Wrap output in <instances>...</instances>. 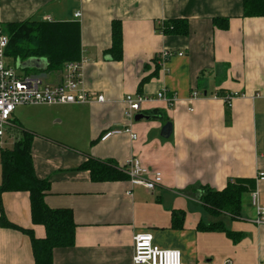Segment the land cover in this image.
I'll return each mask as SVG.
<instances>
[{
	"label": "crops",
	"instance_id": "crops-1",
	"mask_svg": "<svg viewBox=\"0 0 264 264\" xmlns=\"http://www.w3.org/2000/svg\"><path fill=\"white\" fill-rule=\"evenodd\" d=\"M45 18L81 25L82 88L93 99L82 106L18 107L8 130L11 148L20 134L16 126L36 135L35 174L51 184L46 203L73 213L75 245L56 249L53 264H133L138 234L181 251L185 264H264V224L251 206V192L232 216L211 214L201 194L189 190L224 191L229 179H254L264 207V18H245L243 0H0V29ZM176 19L188 22V36L156 31ZM114 21L122 23L120 61L109 54ZM163 50L183 56L163 69L156 62ZM62 76L40 78L54 85ZM162 90L177 96L176 105L158 100ZM235 93L241 97L230 110L214 99ZM128 95L149 99L141 114L151 119L133 121L136 141L127 134L104 140L127 124ZM167 124L173 132L165 139ZM132 157L162 174L153 192L131 184L126 165ZM90 159L113 163L128 180L93 181L81 169ZM1 204L10 223L46 238V228L32 221L28 193H3ZM0 264H35L30 237L0 226Z\"/></svg>",
	"mask_w": 264,
	"mask_h": 264
},
{
	"label": "trees",
	"instance_id": "trees-1",
	"mask_svg": "<svg viewBox=\"0 0 264 264\" xmlns=\"http://www.w3.org/2000/svg\"><path fill=\"white\" fill-rule=\"evenodd\" d=\"M243 9L245 18H264V0H243ZM222 23L228 28V20H223ZM6 28L10 40L7 50L9 57L21 62L31 59L46 61V66L41 70H25L29 75L41 77L61 72L66 64L81 58L82 30L78 22L49 23L28 20L10 23ZM156 31L165 36L186 37L189 34V24L183 19L170 20L160 23ZM109 54L116 61L123 58L120 21L112 23V48ZM17 128L20 134L13 147L2 148L0 153L2 166L0 226L21 231L30 237L35 264H53L56 249L72 248L75 245L77 226L72 211L53 210L47 205L46 197L51 191V184L48 180L36 176L31 153L36 135L23 130L20 126H16ZM81 169L89 171L95 182L128 180L125 172L111 162L90 159ZM256 186L257 181L254 179L236 178L229 179L224 191H215L203 186H194L189 190L201 194L200 198L211 214L226 213L237 216L243 195L255 191ZM7 192H25L30 195L32 221L35 225L46 228V238L37 239L31 230L22 229L7 220L1 204V196Z\"/></svg>",
	"mask_w": 264,
	"mask_h": 264
},
{
	"label": "built area",
	"instance_id": "built-area-1",
	"mask_svg": "<svg viewBox=\"0 0 264 264\" xmlns=\"http://www.w3.org/2000/svg\"><path fill=\"white\" fill-rule=\"evenodd\" d=\"M81 14L75 15L79 19ZM46 22H53L45 18ZM9 37L0 32V145L8 133L14 128L13 114L18 107L24 106H52V105H88L93 99L82 88L83 69L86 64L84 55L80 60L68 63L63 68L61 82L50 85L37 76L17 74L12 65L6 63ZM183 54H175L170 50H163L156 56V62L163 69L167 62L175 57H182ZM197 92L193 94L195 98ZM241 96L235 94L215 95L214 99H221L228 109L233 108L234 100ZM158 100L166 102L170 107L177 103V96L168 95L166 90L157 94ZM149 99L140 95H128L126 98L125 120L127 124L121 128L109 132L104 140L114 135L127 134L134 141L138 139L132 128L136 115L143 112V104ZM98 102H104V97H99ZM193 112V109H190ZM126 172L130 177L131 184L141 186L147 191L153 192L162 182L160 172H152L139 158L132 157L126 165ZM259 181H264V174L260 175ZM129 195L131 192L128 193ZM251 206L256 210L258 223L264 224V207L260 202V194L257 190L250 195ZM133 264H185L182 252L179 250H166L155 245L150 234H138L134 238Z\"/></svg>",
	"mask_w": 264,
	"mask_h": 264
},
{
	"label": "water",
	"instance_id": "water-1",
	"mask_svg": "<svg viewBox=\"0 0 264 264\" xmlns=\"http://www.w3.org/2000/svg\"><path fill=\"white\" fill-rule=\"evenodd\" d=\"M23 67V71L25 70H33V69H37V70H41L46 66V61L45 60H36V59H31L25 62H21ZM21 65V64H20ZM18 68H21V66H18ZM151 117L143 115V114H138L135 117V122H141L143 120H150ZM173 132V128L171 124H167L163 130H162V137L165 139L170 138V136L172 135Z\"/></svg>",
	"mask_w": 264,
	"mask_h": 264
},
{
	"label": "rangeland",
	"instance_id": "rangeland-1",
	"mask_svg": "<svg viewBox=\"0 0 264 264\" xmlns=\"http://www.w3.org/2000/svg\"><path fill=\"white\" fill-rule=\"evenodd\" d=\"M43 21L46 22L45 19ZM6 29H7L6 26H2V28L0 29V32L6 34V31H7ZM23 33H26V31H23ZM6 63L8 65H12V67L16 70L17 74H19V75H23L24 74L25 71H23V69H22L23 65L19 61H16L12 57H8V58H6ZM18 66H21V68H18ZM42 79L45 80V77L42 76ZM228 110H230V109H228ZM7 137L8 138H6L5 141H4V139L2 140V144L0 145V153H1V149L2 148L3 149H6V148L10 149L12 144H13L12 141L10 140V137H9L8 133H7ZM7 144H9V145H7Z\"/></svg>",
	"mask_w": 264,
	"mask_h": 264
}]
</instances>
